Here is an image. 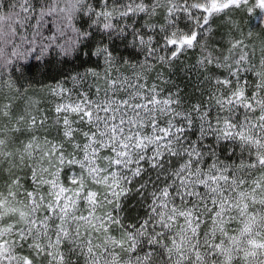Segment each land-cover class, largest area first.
<instances>
[{"label":"snow or ice","instance_id":"snow-or-ice-1","mask_svg":"<svg viewBox=\"0 0 264 264\" xmlns=\"http://www.w3.org/2000/svg\"><path fill=\"white\" fill-rule=\"evenodd\" d=\"M226 10L264 32V0H0V264H264V40L214 45ZM52 51L96 60L37 89Z\"/></svg>","mask_w":264,"mask_h":264},{"label":"trees","instance_id":"trees-1","mask_svg":"<svg viewBox=\"0 0 264 264\" xmlns=\"http://www.w3.org/2000/svg\"><path fill=\"white\" fill-rule=\"evenodd\" d=\"M258 11V10H257ZM231 17L234 20L240 21L241 27L245 35L251 31L253 33L251 41L246 40L245 42L256 46V57L259 58L260 55V47L261 41L264 40V32H262L261 28L258 26L259 21L255 14H244L240 12H236L233 10H226L225 13L220 14L215 17L213 20V28L214 33L211 38V42L214 45H218L220 47L226 46V41L229 38L227 35L230 30V26L227 23V19ZM162 22V21H161ZM184 26V21H181V27ZM256 27V28H255ZM233 35H237L233 33ZM121 50H123V45L120 46ZM125 56L129 55V52H124ZM199 52L198 50H189L185 55L180 57V60L175 63L174 68L169 71L166 67L161 69L165 72L166 76H169L172 81L175 82L177 86L183 88L186 93H193L195 87L197 85V75L196 71L193 68L195 62L198 58ZM142 59L143 56L137 57ZM49 63L47 64L48 71L45 75L41 76L39 72L40 65L34 60L30 61L33 64L32 74L35 76L36 80L33 81L35 88L41 87L40 83H36V81H41L43 84H54L56 80L63 79V76L60 74V70L62 69L65 73H68L71 70L83 71V67L92 66L96 60L93 57L87 64H84V57H80L79 59L74 58L72 56L62 57L58 55L56 51H52L45 58ZM61 61H64L61 63ZM127 74V70L122 69ZM154 73L149 78V84L153 82ZM249 80H252V76H248ZM66 87H72L71 82L66 84ZM174 90V89H172ZM7 93L6 88H0V104L6 103L5 94ZM33 93H30L32 95ZM37 98L41 100L39 105L40 111L49 117L51 120L54 118V110L53 104L54 102H58L56 98L48 97L42 93H35ZM23 108L22 101H15L14 103V111L19 112ZM67 175V169L65 170V176ZM130 203H134V201H130ZM142 214V213H141ZM26 254V253H25Z\"/></svg>","mask_w":264,"mask_h":264},{"label":"rangeland","instance_id":"rangeland-1","mask_svg":"<svg viewBox=\"0 0 264 264\" xmlns=\"http://www.w3.org/2000/svg\"><path fill=\"white\" fill-rule=\"evenodd\" d=\"M256 28V27H255Z\"/></svg>","mask_w":264,"mask_h":264}]
</instances>
